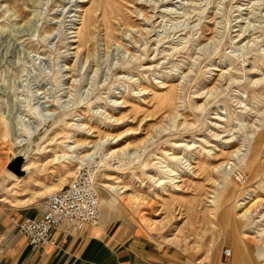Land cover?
<instances>
[{"label":"rangeland","instance_id":"374dc122","mask_svg":"<svg viewBox=\"0 0 264 264\" xmlns=\"http://www.w3.org/2000/svg\"><path fill=\"white\" fill-rule=\"evenodd\" d=\"M92 153L101 222L264 264V0H0V201L41 214Z\"/></svg>","mask_w":264,"mask_h":264},{"label":"crops","instance_id":"0c3cea01","mask_svg":"<svg viewBox=\"0 0 264 264\" xmlns=\"http://www.w3.org/2000/svg\"><path fill=\"white\" fill-rule=\"evenodd\" d=\"M38 209L0 201V264H199L177 248L149 239L142 231L107 221L78 232L63 225L54 245L30 247L12 219L18 222L39 217Z\"/></svg>","mask_w":264,"mask_h":264},{"label":"built area","instance_id":"2783aa9c","mask_svg":"<svg viewBox=\"0 0 264 264\" xmlns=\"http://www.w3.org/2000/svg\"><path fill=\"white\" fill-rule=\"evenodd\" d=\"M92 162L87 161L67 185L47 196L39 217L24 218L18 222L12 219L28 246L43 249L54 245L63 225L78 232L100 224L99 192L94 182L95 165L92 166ZM236 177L240 179L241 175ZM222 255L231 257V249L225 248Z\"/></svg>","mask_w":264,"mask_h":264},{"label":"bare ground","instance_id":"6f19581e","mask_svg":"<svg viewBox=\"0 0 264 264\" xmlns=\"http://www.w3.org/2000/svg\"><path fill=\"white\" fill-rule=\"evenodd\" d=\"M104 142V141H103ZM99 143V142H98ZM73 148H67V151H70V150H72ZM21 155H24V154H21ZM93 155V153L92 154H88V155H85V156H81L80 158H78V161H79V163L82 165L83 164V162L84 161H86L90 156H92ZM62 158H64V159H67L68 157H65V155L64 156H62ZM95 157H92L91 159H89L90 161L91 160H93ZM176 159H178V158H176ZM88 161V160H87ZM174 161V160H173ZM161 168V167H160ZM12 177V176H11ZM159 180L158 181H160V184L159 185H162L164 182H161L162 180H161V177H159L158 178ZM102 188H105L106 190H107V192H114L115 193V198H116V196L117 195H120V194H122L124 191H122L121 192V189H117V188H114V187H111V186H108V185H103V186H101ZM252 205H254V203L252 204ZM250 208H251V206H250ZM249 212H250V210L248 209V210H246L244 213H243V215L242 216H239L240 218H246L247 216H248V214H249ZM261 233V232H260ZM244 237H249L248 235H246V234H244ZM259 237V236H258ZM264 243V242H263ZM263 248H264V245H263ZM263 253H264V251H262V250H260L259 252H258V257H262L263 256Z\"/></svg>","mask_w":264,"mask_h":264},{"label":"water","instance_id":"95a60500","mask_svg":"<svg viewBox=\"0 0 264 264\" xmlns=\"http://www.w3.org/2000/svg\"><path fill=\"white\" fill-rule=\"evenodd\" d=\"M24 154V155H21ZM27 160L26 151L19 152L12 157L11 161L8 163L6 169L16 177H22L25 171L22 169L23 164Z\"/></svg>","mask_w":264,"mask_h":264}]
</instances>
